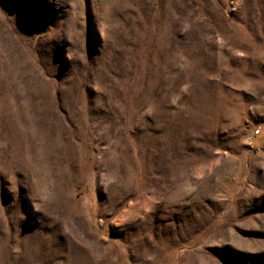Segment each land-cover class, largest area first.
<instances>
[{
	"label": "rangeland",
	"instance_id": "1",
	"mask_svg": "<svg viewBox=\"0 0 264 264\" xmlns=\"http://www.w3.org/2000/svg\"><path fill=\"white\" fill-rule=\"evenodd\" d=\"M0 264H264V0H0Z\"/></svg>",
	"mask_w": 264,
	"mask_h": 264
}]
</instances>
